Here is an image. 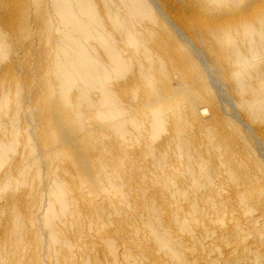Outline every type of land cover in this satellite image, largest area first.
<instances>
[{
  "label": "bare ground",
  "instance_id": "6f19581e",
  "mask_svg": "<svg viewBox=\"0 0 264 264\" xmlns=\"http://www.w3.org/2000/svg\"><path fill=\"white\" fill-rule=\"evenodd\" d=\"M239 257L264 264V0H0V264Z\"/></svg>",
  "mask_w": 264,
  "mask_h": 264
},
{
  "label": "rangeland",
  "instance_id": "374dc122",
  "mask_svg": "<svg viewBox=\"0 0 264 264\" xmlns=\"http://www.w3.org/2000/svg\"><path fill=\"white\" fill-rule=\"evenodd\" d=\"M198 57V59L200 58L199 56H197ZM200 61H201V59H200ZM214 88L216 89H214L215 90V92H216V94L218 95L217 96V98L218 99H221L220 101V103H222L221 105L224 107V112H225V114H230V112H231V114L232 115H234L233 114V108H231V106H229V99L226 97V95H225V92L223 91V89L221 88V87H219V85L217 86V84L214 82ZM219 87V88H218ZM221 90V91H220ZM221 93V94H220ZM226 104V105H225ZM208 105V104H207ZM230 108H231V110H230ZM235 111V110H234ZM226 116V115H225ZM190 123H191V120H190ZM192 127H193V125L192 124H190ZM170 157H169V159L170 158H172V159H170V161H172L170 164H173L174 166L176 165L175 164V160H176V151H173V152H170ZM162 154L160 153V156H161ZM174 157V158H173ZM177 167V166H176ZM236 209V208H235ZM237 210V209H236ZM241 209L238 207V212L240 211ZM237 211H236V213H238ZM251 231H246L244 234L249 238V237H252V236H255V234H253L252 232L250 233ZM246 238L247 240H251L252 238ZM257 243V241L254 243V245L252 246V250L253 251H255L256 250V248H258V249H260L259 247H262L261 246V244L259 245V244H256ZM258 246V247H257ZM257 249V250H258ZM250 257H252V256H250ZM239 259V260H238ZM236 261L237 262H235V263H232V264H256V261L254 260V259H247V258H241V257H239ZM250 263H249V262ZM248 262V263H247Z\"/></svg>",
  "mask_w": 264,
  "mask_h": 264
}]
</instances>
